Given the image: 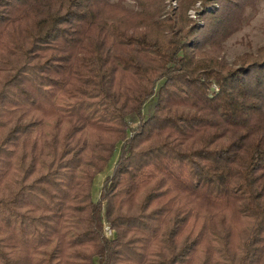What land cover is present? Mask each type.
Returning <instances> with one entry per match:
<instances>
[{
	"label": "trees",
	"instance_id": "obj_1",
	"mask_svg": "<svg viewBox=\"0 0 264 264\" xmlns=\"http://www.w3.org/2000/svg\"><path fill=\"white\" fill-rule=\"evenodd\" d=\"M193 1L0 0V264H264L253 0Z\"/></svg>",
	"mask_w": 264,
	"mask_h": 264
},
{
	"label": "rangeland",
	"instance_id": "obj_2",
	"mask_svg": "<svg viewBox=\"0 0 264 264\" xmlns=\"http://www.w3.org/2000/svg\"><path fill=\"white\" fill-rule=\"evenodd\" d=\"M204 2V0H194L193 4L187 9V17L190 21L202 25L201 17H203V14L208 11V9H205L206 5H204ZM177 7V0H165V9L167 11L176 10ZM215 8H218V5L215 4ZM247 11L249 12V20L246 22L247 24L236 32L226 43L225 58L230 63H232L239 55L254 51L264 43V0H253ZM119 149L120 145L108 167L93 180L91 196L94 201L98 199L105 177L112 174L113 165Z\"/></svg>",
	"mask_w": 264,
	"mask_h": 264
},
{
	"label": "built area",
	"instance_id": "obj_3",
	"mask_svg": "<svg viewBox=\"0 0 264 264\" xmlns=\"http://www.w3.org/2000/svg\"><path fill=\"white\" fill-rule=\"evenodd\" d=\"M110 234H111L110 229L107 226H104V235L108 237L110 236Z\"/></svg>",
	"mask_w": 264,
	"mask_h": 264
}]
</instances>
